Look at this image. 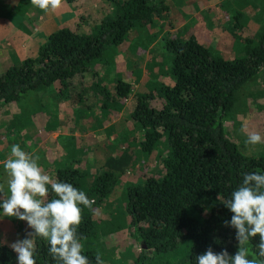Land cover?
Segmentation results:
<instances>
[{
  "label": "trees",
  "instance_id": "16d2710c",
  "mask_svg": "<svg viewBox=\"0 0 264 264\" xmlns=\"http://www.w3.org/2000/svg\"><path fill=\"white\" fill-rule=\"evenodd\" d=\"M114 2L117 12L104 18L94 31L57 28L43 38L34 56L1 71L0 104L18 102L28 91L53 89L54 83L58 89L53 91L65 94L62 101L73 92V82L83 84L79 92L72 93L74 98L86 99L83 76L90 71L88 87H98L104 94L100 109H117L129 94L130 83L115 74L112 83L104 86L91 65L101 62L106 69L112 63L108 53L123 41L125 33L150 24L167 11V4L165 0ZM19 28L24 29L23 21ZM161 46L168 53L165 68L169 82L152 83L151 91L136 95L129 114L141 132L138 147L142 152L152 151L161 141L166 149L158 175L145 176L124 189L129 235L139 244L128 264H195V258L209 247L216 253L227 250L234 255L238 246L235 229L224 226L232 213L222 203L245 174L264 173V149L255 155L242 154L226 135L223 120L233 110L236 91L264 66V25L256 38L235 35L237 51L232 58L213 53L193 35H167ZM75 114L81 116L79 111ZM129 165L125 153L107 156L103 170L92 176L86 189L82 187L84 173L72 161L59 160L54 174L88 198L94 194L99 202L116 182L117 174ZM53 197L50 191L49 199ZM81 208L77 234L82 237V254L95 264L97 251L82 242L95 233L94 207ZM26 229L31 231L28 226ZM258 242V236L252 238L250 253ZM48 247L46 240L37 238L36 264H58L48 254ZM0 264H17L16 254L4 244L0 246Z\"/></svg>",
  "mask_w": 264,
  "mask_h": 264
},
{
  "label": "rangeland",
  "instance_id": "374dc122",
  "mask_svg": "<svg viewBox=\"0 0 264 264\" xmlns=\"http://www.w3.org/2000/svg\"><path fill=\"white\" fill-rule=\"evenodd\" d=\"M114 1L74 0L65 3L61 0L58 8L45 11L35 7L31 0H0V19L12 25L23 21L24 29L21 30L25 36L16 58L12 50L8 51L15 61L3 60L0 67L6 69L25 57L34 56L43 38L57 28L94 31L104 18L117 12ZM165 3V13L154 17L150 24L131 28L125 33L123 41L108 53L112 63L106 69L102 68L101 62L91 65L104 86L112 83L115 74L130 83L129 94L124 99H117V102L121 101L117 109H100L104 94L98 87H88L92 80L90 71L83 76L86 99L85 96L81 100L75 99L72 95L80 91L83 85L80 82H73V92L67 93L63 101L65 94L53 91L58 89V84L54 83L53 89L28 91L18 102L0 104V186L4 188L0 196L8 194V177L3 162L13 144L39 156L38 165L53 179H56L54 168L59 160L72 161V165L84 173L83 189L88 187L95 173L103 170L107 156L125 153L130 157V165L117 174L108 194L99 202L94 194L89 196L95 200L92 214L95 233L82 242L101 253L104 264H128L139 247L129 235L125 186L160 173V157L166 146L161 141L152 151L142 152L138 147L141 132L129 114L136 95L151 91L152 83L169 82L165 68L168 53L161 46L164 38L167 35H193L213 53L232 58L236 54L235 35L256 38L264 25V0H165ZM234 14L237 15L236 21ZM21 22L17 24L19 27ZM26 34L30 35L29 38ZM9 39H0V48ZM11 45L10 40L8 48L12 49ZM94 82L99 84L98 80ZM232 108L223 120L226 135L244 155L261 152L264 144L250 146L245 141L248 131H258L264 136V66L236 91ZM77 111L81 113L78 118ZM26 226V222L5 217L0 210V242L6 241L4 245L24 239Z\"/></svg>",
  "mask_w": 264,
  "mask_h": 264
},
{
  "label": "clouds",
  "instance_id": "9594fccd",
  "mask_svg": "<svg viewBox=\"0 0 264 264\" xmlns=\"http://www.w3.org/2000/svg\"><path fill=\"white\" fill-rule=\"evenodd\" d=\"M41 9H56L61 0H31ZM246 145L264 144V136L258 131H248ZM34 156L13 144L3 162L7 174V195L0 196V210L8 218L26 222L30 232L24 239L8 245L16 254L17 264H36V240H46L48 254L58 264H90L82 254V237L77 230L82 221V208L91 209L94 199L70 183L53 179L38 165ZM50 191L54 197L49 199ZM4 192L0 186V194ZM231 213V220L224 226L235 229L237 250L229 255L227 250L216 253L209 247L195 258V264H264V173L249 172L242 183L222 203ZM259 237L255 251L248 245ZM6 241L0 242L3 246ZM95 264H104L97 252Z\"/></svg>",
  "mask_w": 264,
  "mask_h": 264
},
{
  "label": "crops",
  "instance_id": "0c3cea01",
  "mask_svg": "<svg viewBox=\"0 0 264 264\" xmlns=\"http://www.w3.org/2000/svg\"><path fill=\"white\" fill-rule=\"evenodd\" d=\"M20 22L21 21H18L16 23V25H12L11 23L7 22L6 20L0 19V39L2 40L4 37L5 38H7V37L10 38L9 41L8 42H5L4 46L2 48H0V53L2 54V56L0 57V63L3 60H7V59L9 60V58L11 60H14L15 61L16 55L18 56V50L17 49H18V47L20 45L21 40H24V38H25V36L23 35L24 32L21 29H19V26L17 25ZM29 36L30 35H27L28 38H29ZM10 40H11V44H12L11 45L12 49L8 48L9 47ZM11 50L13 52H11ZM8 51H10L14 55L15 58L10 57L9 54H8ZM4 52H6L5 56H3L4 55ZM7 54H8V58L6 56ZM18 62L16 63V65L18 64ZM11 66H13V65H11ZM3 70L4 69L0 67V72L3 71ZM4 104L5 105H8V103H4Z\"/></svg>",
  "mask_w": 264,
  "mask_h": 264
}]
</instances>
